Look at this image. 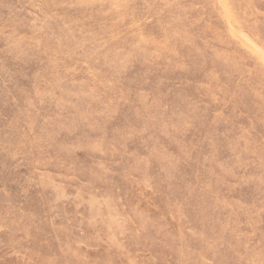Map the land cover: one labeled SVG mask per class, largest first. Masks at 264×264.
<instances>
[{
    "label": "rangeland",
    "instance_id": "rangeland-1",
    "mask_svg": "<svg viewBox=\"0 0 264 264\" xmlns=\"http://www.w3.org/2000/svg\"><path fill=\"white\" fill-rule=\"evenodd\" d=\"M264 0H0V264H264Z\"/></svg>",
    "mask_w": 264,
    "mask_h": 264
},
{
    "label": "clouds",
    "instance_id": "clouds-1",
    "mask_svg": "<svg viewBox=\"0 0 264 264\" xmlns=\"http://www.w3.org/2000/svg\"><path fill=\"white\" fill-rule=\"evenodd\" d=\"M262 59H264V57H262Z\"/></svg>",
    "mask_w": 264,
    "mask_h": 264
}]
</instances>
